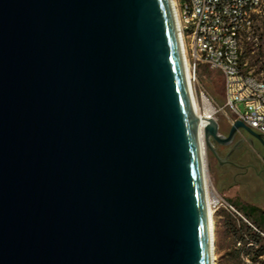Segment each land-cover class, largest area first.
<instances>
[{
	"label": "water",
	"instance_id": "95a60500",
	"mask_svg": "<svg viewBox=\"0 0 264 264\" xmlns=\"http://www.w3.org/2000/svg\"><path fill=\"white\" fill-rule=\"evenodd\" d=\"M201 122L171 0H0V264H212Z\"/></svg>",
	"mask_w": 264,
	"mask_h": 264
},
{
	"label": "rangeland",
	"instance_id": "374dc122",
	"mask_svg": "<svg viewBox=\"0 0 264 264\" xmlns=\"http://www.w3.org/2000/svg\"><path fill=\"white\" fill-rule=\"evenodd\" d=\"M241 46L244 68L253 74L264 75V5L256 15L253 32L243 39ZM198 76L200 84L192 87V93L199 112L203 115L206 113L204 100L209 101L215 110L212 117L219 125L220 134L228 136L233 115L229 109L223 108L226 100L223 76L219 71L210 70L204 65L200 67ZM240 110L245 111L243 105H240ZM213 147L223 162L219 161L210 148H206L209 191L229 201L245 218L223 207H211L215 235V262L216 264H264V256L256 262L247 257L245 249L242 248L245 243L242 245L236 243L226 225L231 218L236 219V217L251 224L244 216V208L257 207L264 211V145L256 138L242 132L231 143L227 145L214 143ZM239 154L245 155L240 156V161L236 160ZM247 239L248 237L246 241L249 242Z\"/></svg>",
	"mask_w": 264,
	"mask_h": 264
},
{
	"label": "built area",
	"instance_id": "2783aa9c",
	"mask_svg": "<svg viewBox=\"0 0 264 264\" xmlns=\"http://www.w3.org/2000/svg\"><path fill=\"white\" fill-rule=\"evenodd\" d=\"M171 1L177 14L191 91L193 86L200 84L198 71L201 66L219 71L226 99L223 108L232 113L231 123L240 120L264 135V75L244 68L241 46L243 39L253 32L264 0ZM202 95L206 97L204 92ZM240 105L244 106V112ZM217 197L211 207H223L242 217L233 204Z\"/></svg>",
	"mask_w": 264,
	"mask_h": 264
},
{
	"label": "trees",
	"instance_id": "16d2710c",
	"mask_svg": "<svg viewBox=\"0 0 264 264\" xmlns=\"http://www.w3.org/2000/svg\"><path fill=\"white\" fill-rule=\"evenodd\" d=\"M243 212L251 224L236 217V219L231 218V221L226 225L234 237V241L240 245L245 243L242 248L245 249L247 257L256 262L264 256V211L257 207H247L243 209ZM246 237L249 242L246 241Z\"/></svg>",
	"mask_w": 264,
	"mask_h": 264
},
{
	"label": "bare ground",
	"instance_id": "6f19581e",
	"mask_svg": "<svg viewBox=\"0 0 264 264\" xmlns=\"http://www.w3.org/2000/svg\"><path fill=\"white\" fill-rule=\"evenodd\" d=\"M175 16L177 17V14L175 13ZM177 20V18H176ZM177 24H178V20H177ZM186 62V61H185ZM186 72H187V76L189 77L188 71H187V65H186ZM193 96V103H194V109L196 114L202 119L201 125H200V136H201V147H202V158H203V164H204V171H205V178H206V189H207V200H208V206H209V211H210V217L212 216V209H211V205L213 203L217 202L218 197L216 196L215 193H210L209 191V180H208V173H207V156H206V141H205V135H204V129L205 127L208 125V120L210 118H214L212 117V115L214 114L215 110L212 107V105L209 103V101H207L206 99L204 100V105H205V109H206V113L203 115L199 112L197 103H196V99L194 98V95L192 93ZM211 221V230H212V257H213V263L212 264H216L215 262V235H214V226L212 223V219H210Z\"/></svg>",
	"mask_w": 264,
	"mask_h": 264
},
{
	"label": "flooded vegetation",
	"instance_id": "af4514ba",
	"mask_svg": "<svg viewBox=\"0 0 264 264\" xmlns=\"http://www.w3.org/2000/svg\"><path fill=\"white\" fill-rule=\"evenodd\" d=\"M240 156H241V157H244L245 155H244V154H242V155L239 154V157L236 158V160L240 161V160H241V157H240Z\"/></svg>",
	"mask_w": 264,
	"mask_h": 264
}]
</instances>
